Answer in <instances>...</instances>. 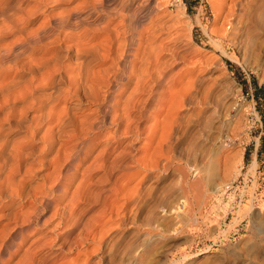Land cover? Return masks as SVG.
<instances>
[{"label": "rangeland", "instance_id": "374dc122", "mask_svg": "<svg viewBox=\"0 0 264 264\" xmlns=\"http://www.w3.org/2000/svg\"><path fill=\"white\" fill-rule=\"evenodd\" d=\"M26 1L33 3L34 0ZM26 1L24 6L29 5ZM52 1L49 0L47 7L51 8L57 3ZM117 1L106 0L105 3L113 6ZM235 1L239 0H171L168 3L156 0L159 7L151 15L146 13L142 23V27L148 30L153 27V21H158L161 29L152 42L150 40V46L154 50L157 46V49L163 50L162 54L158 52L160 59L165 61L171 51L183 58L180 60L177 57V60L173 54L169 55L171 59L167 61L172 63L166 68L163 82L159 86L164 94L157 93L150 106L153 108L146 111L150 117L141 122L142 128L145 127L148 132L144 129L138 138L135 135L127 137L128 141H137L129 147L130 154L125 156L129 166L123 169L124 175V171L114 165L118 161L114 159V154H117L115 138L111 140L108 152L98 157L103 161L98 166L102 167L100 170L95 168L99 160L95 161L97 157L93 154L95 157H91L95 159H90L97 165L89 159L94 168L86 177L89 179L84 181L85 185L87 181L88 185L92 184L90 196H84L82 201L75 197L63 202L65 207L60 221L67 219L76 201L83 206L82 211L87 207L83 211L86 212L84 218H92L91 223L99 219V225L97 222L95 228L94 224H80L67 238L63 235L59 239L58 235L64 234L67 228L61 225L55 231L50 227L52 225L39 227L38 224L40 233L37 237L34 229H30V232L33 230L31 234H34V240L36 237V242L31 245L29 239L24 246L25 250L31 246L25 261L29 262L34 256H37L35 259L42 257L43 264H131L133 260L135 264H239L253 259L255 245L258 243L257 226L264 220V0H242L240 7ZM159 45L168 48L169 52L166 48L161 50ZM198 76L201 78L195 83L197 91L194 104L191 102L186 108L180 128L174 140L169 141L171 146L167 149L164 147L168 141L166 132L170 129L165 132L163 130H166L165 126L171 128L173 118L167 114L170 100L168 95L175 92L179 94L185 82H193ZM165 89H170V92ZM257 89L259 98L255 97ZM163 113L167 114L166 117ZM170 116L171 119H167ZM153 124H159L158 135L161 137L163 134L161 139L156 135L159 142L157 138L153 142L150 139ZM153 146H157L156 153L152 152ZM150 152L157 156L147 157ZM131 153L144 159L146 163L142 166L147 165L148 158H152L153 164H158V167L147 171L141 167L138 170L132 169ZM142 156L147 157V161ZM229 157H235L231 159L233 165L228 163ZM253 159L257 162L254 174L249 170ZM146 173L152 175L146 177ZM105 174L106 178L102 177ZM94 175L103 180L98 184ZM85 185L82 184L81 188H85ZM122 187L125 193H121ZM134 198L137 201L130 207ZM122 201L129 202L128 207L133 209L128 214L125 230L116 231L111 236L112 240L117 239L115 241L119 242H110V247L97 248L98 242L90 240V237L97 230H105L107 233L109 228L104 229L107 224H111L110 232L115 230L116 223L111 221H114L115 209L120 208ZM109 203H112L111 207ZM50 213H46L43 220ZM94 217H97L96 220ZM234 221L237 222L231 224ZM261 224L264 228V223ZM85 226L89 228L85 230ZM102 226L103 229H100ZM89 229H96V232L92 230L93 235L92 232L89 234ZM224 229L225 233L219 234ZM186 254L188 256L184 257ZM24 262L22 264H26Z\"/></svg>", "mask_w": 264, "mask_h": 264}, {"label": "bare ground", "instance_id": "6f19581e", "mask_svg": "<svg viewBox=\"0 0 264 264\" xmlns=\"http://www.w3.org/2000/svg\"><path fill=\"white\" fill-rule=\"evenodd\" d=\"M25 1L17 0L13 3V0H0V264H22L25 261L31 246H27L26 250L24 246L29 239L31 245L36 242V235L40 233L38 224L39 227L52 225L50 227L53 230L61 225L67 228L64 234L58 235L59 239L63 235L67 238L80 224L90 223L95 226L99 219L94 217L97 222L91 223L92 218V221L84 218L86 212L83 211L87 207L85 205L86 209L82 211L83 206L76 201L69 216L68 212L64 214L68 216L67 219L60 221L65 207L63 202L66 199L71 201L77 197L81 200L84 196H90L92 184L88 185L87 181L86 186L84 183L86 177L91 174L88 173L94 168L93 163L89 162L95 159L92 158L94 155L97 157L95 161L99 160L98 157H103L108 152L113 138L117 143L114 159H118L116 164L113 160L114 165L118 170L127 169L126 165L129 164L125 159L127 154H130L128 149L137 141H128L127 137L135 135L138 138L144 133L145 127L143 125L142 128L141 122L150 117L146 111L153 108L150 106L157 93H163L159 86L163 82L166 68L172 63L168 62L171 59L169 55L173 54L176 59L179 57L178 53L171 51L165 61L160 59L159 52L162 54V48L165 50L166 47L159 45L162 51L157 49L158 46L157 50L151 48L153 46H150V40L152 42L157 31L161 30L158 21L154 23L149 16L153 27L150 25L148 30L142 27L144 15H151V12L159 7L156 0H118L113 6L105 3L106 0H53L57 3L51 8L47 7L49 0H34L33 3L26 1L28 6L23 5ZM169 1L163 0L167 3ZM241 2L242 0L237 1L236 5L240 7ZM167 50L169 52L168 48ZM200 78L198 76L193 82H185L179 94H170L171 86L169 90L165 89L169 91L167 95L170 96L167 114L168 117H173L167 118L172 120L171 128L165 126L166 130H163L165 132L170 129L166 132L168 141L164 142L167 149L171 146L169 141L176 136L175 133L180 128L179 124L186 108L193 103L197 91L195 83ZM158 125L151 126L152 133L150 135L149 132V135L152 142L158 139L156 135L160 137L159 131L157 132ZM157 141L155 143L160 148ZM157 146L152 147V152L156 151ZM155 153L151 155L150 152L147 157L157 156ZM131 154L132 169L138 170L141 167L147 171L158 167V164H153L152 158L147 161L145 156L142 158H145L147 165L142 166L146 163L143 162L144 159ZM234 158L227 159L230 165H233L234 161L231 159ZM100 161L97 165L92 160L94 165H97L95 168L99 170L102 168L98 167ZM109 165L108 170L111 167ZM256 166V159H253L249 168L252 174ZM107 174L102 177L106 178ZM124 174L125 171L122 172V175ZM151 175L146 173V177ZM99 177H95L98 184L103 180ZM82 184L85 188H81ZM124 187L121 188V193H125ZM89 201L91 202V198ZM136 201L137 198L131 200L130 207ZM110 204L112 203H109V206ZM128 204L129 202L124 201L120 208L118 206L120 212L116 207L117 212L112 211L116 213L113 215L114 221L110 220L116 223L115 230L110 232L111 224H107V228L100 227L106 230L109 228V234L105 230L96 232V229H92L96 232L94 236L89 229L88 233L92 232V235L98 238L97 240L93 236L90 237V240L98 242L97 248L107 245L110 247V244L117 240H112L111 236L116 231L125 230L128 214L133 209L129 208ZM50 211V215L43 220ZM90 215L92 216V213ZM56 219L58 222L54 223ZM262 222L264 223L263 219L256 230L258 243L255 245L253 259L239 264H264ZM85 227L83 230H87L90 225ZM30 229H34L35 240L32 238L34 234H31L33 230L30 232ZM225 231L224 229L219 234H224ZM187 256L188 254L184 257ZM34 257L24 263L43 264L42 257ZM134 262L133 260L131 264L136 263Z\"/></svg>", "mask_w": 264, "mask_h": 264}, {"label": "trees", "instance_id": "16d2710c", "mask_svg": "<svg viewBox=\"0 0 264 264\" xmlns=\"http://www.w3.org/2000/svg\"><path fill=\"white\" fill-rule=\"evenodd\" d=\"M259 89H261V88H259ZM258 92H259V91H258V89H257V90H256V93H255V97H256V98H259V96H258V95H259Z\"/></svg>", "mask_w": 264, "mask_h": 264}]
</instances>
